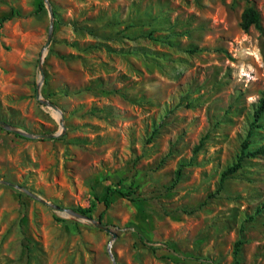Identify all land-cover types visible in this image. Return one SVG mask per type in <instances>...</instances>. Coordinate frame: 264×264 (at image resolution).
<instances>
[{
    "label": "rangeland",
    "instance_id": "374dc122",
    "mask_svg": "<svg viewBox=\"0 0 264 264\" xmlns=\"http://www.w3.org/2000/svg\"><path fill=\"white\" fill-rule=\"evenodd\" d=\"M251 1L0 0V119L59 134L0 126V180L35 194L0 182V264H237L239 239L264 264V156L219 184L264 97Z\"/></svg>",
    "mask_w": 264,
    "mask_h": 264
},
{
    "label": "trees",
    "instance_id": "16d2710c",
    "mask_svg": "<svg viewBox=\"0 0 264 264\" xmlns=\"http://www.w3.org/2000/svg\"><path fill=\"white\" fill-rule=\"evenodd\" d=\"M252 2L251 0H249ZM44 6V3L41 2L39 8L37 9V12L41 10V8ZM11 16H5L0 19V29L3 27L4 23L10 19ZM241 27L244 31L248 32L252 27L262 31L263 23H262V15L260 10L251 3L247 7L244 8L242 15H241ZM250 120V119H249ZM263 128L264 129V97H261L258 101V103L255 105L254 111L252 113V119L249 122L248 129L246 136L241 142V148L239 149L238 155L235 159V161L227 166L221 173V177L219 180L220 186L231 176L235 175L240 169L244 166V161L246 159L254 158V157H260L264 156V137L261 138V141H256L253 139L254 135H257L258 129ZM17 136L27 138V136L22 135L21 133H16ZM180 173V169L177 171V176ZM115 193H119L123 195L124 197H130V192H125L122 188L117 186H108L107 187V197L105 200L102 201L105 208H109L112 204L111 197ZM134 193V192H132ZM76 211L87 215L88 213L92 212V208H76ZM104 211L100 214L99 218L100 220L103 218ZM89 216V215H88ZM147 243H149L150 240H147L145 237L143 238ZM244 243L243 239H239L236 241L234 245V255L236 258V263L239 264L240 259H238V255L241 249V245Z\"/></svg>",
    "mask_w": 264,
    "mask_h": 264
},
{
    "label": "water",
    "instance_id": "95a60500",
    "mask_svg": "<svg viewBox=\"0 0 264 264\" xmlns=\"http://www.w3.org/2000/svg\"><path fill=\"white\" fill-rule=\"evenodd\" d=\"M50 11H51V14H52V18H53V15H54V12L52 11L51 7H50ZM53 30H54V23L52 21L51 23V27H50V31H49V36H48V39H47V42H46V47H48L49 43H50V40H51V37H52V34H53ZM40 71H41V82L40 84L42 83L43 79H44V70L42 68V65H40ZM40 84H38V88H37V98L40 99L41 101H43L45 104L51 106L52 108H54L56 111H58L59 113H61V110L60 108L58 107L57 104H55L54 102L52 101H49V100H46L44 98H42V95L40 93V90H39V87H40ZM63 117L61 118V125L63 128H65L64 126V122H63ZM0 126L5 128L6 130H9V131H14L16 133H21L22 135H25L27 137H33V138H51V137H54V136H57L59 135L58 133H50V134H33V133H30L28 131H22L18 128H16L14 125H12L11 123L5 121V120H1L0 119ZM0 182H3V183H6V184H9V185H12L14 187H18L26 192H28L29 194L35 196V194H33L32 192H30L29 190L25 189L23 186L21 185H17V184H14L12 182H9V181H6V180H0ZM44 202H46L45 200H43ZM48 203V202H46ZM50 205H52L53 207H55L56 209L58 210H61V211H67L77 217H82V218H85L87 219L88 221L92 222L94 225H96L98 228L100 229H103L107 232H110L112 233L113 235V239L117 237V233L116 232H113L111 227L105 223H103L101 220H96L94 217L92 216H88V215H85V214H82L80 212H77L76 210L74 209H70V208H64L62 206H59V205H56V204H51L49 203ZM113 258V262L114 264H117L116 263V260Z\"/></svg>",
    "mask_w": 264,
    "mask_h": 264
}]
</instances>
